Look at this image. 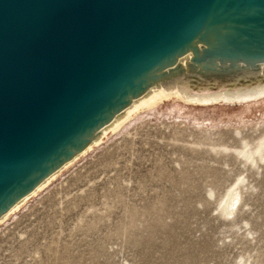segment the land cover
<instances>
[{"label": "rangeland", "instance_id": "rangeland-1", "mask_svg": "<svg viewBox=\"0 0 264 264\" xmlns=\"http://www.w3.org/2000/svg\"><path fill=\"white\" fill-rule=\"evenodd\" d=\"M160 102L0 223V264H264V98Z\"/></svg>", "mask_w": 264, "mask_h": 264}, {"label": "water", "instance_id": "water-1", "mask_svg": "<svg viewBox=\"0 0 264 264\" xmlns=\"http://www.w3.org/2000/svg\"><path fill=\"white\" fill-rule=\"evenodd\" d=\"M199 44L264 64V0H0V215Z\"/></svg>", "mask_w": 264, "mask_h": 264}, {"label": "bare ground", "instance_id": "bare-ground-1", "mask_svg": "<svg viewBox=\"0 0 264 264\" xmlns=\"http://www.w3.org/2000/svg\"><path fill=\"white\" fill-rule=\"evenodd\" d=\"M197 47H199L200 52L198 53L200 54L190 52L179 59L174 66L166 69V72L164 71L158 80L150 85L146 91L139 97L132 99L123 110L114 115L107 124L100 128L84 150L64 162L60 168L44 179L32 192L1 214L0 223L19 210L28 199L46 188L52 180L56 179L58 174L72 165L79 157L86 154L94 146H97L106 135L114 133L125 122L131 120V116L134 113L138 114L141 109H150L168 97H176L181 101L197 105L217 103V101L221 100H238L243 103H250L251 101L264 98V64L239 65L233 68L230 65H216L218 68L216 72L205 71L200 66L195 67L192 62L193 58L200 57L204 51L203 44H199ZM212 91H217V93L208 95ZM238 196L239 194L235 193L228 199L221 208L223 214H233V208Z\"/></svg>", "mask_w": 264, "mask_h": 264}, {"label": "flooded vegetation", "instance_id": "flooded-vegetation-1", "mask_svg": "<svg viewBox=\"0 0 264 264\" xmlns=\"http://www.w3.org/2000/svg\"><path fill=\"white\" fill-rule=\"evenodd\" d=\"M247 105V104H246Z\"/></svg>", "mask_w": 264, "mask_h": 264}]
</instances>
